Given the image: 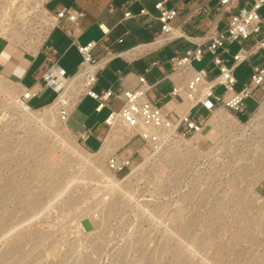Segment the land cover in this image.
<instances>
[{
	"label": "rangeland",
	"instance_id": "374dc122",
	"mask_svg": "<svg viewBox=\"0 0 264 264\" xmlns=\"http://www.w3.org/2000/svg\"><path fill=\"white\" fill-rule=\"evenodd\" d=\"M38 1L0 0V36L39 49L47 34ZM250 72L248 61L237 67L235 90ZM3 81L0 264H264V110L251 120L264 87L244 115L227 111L236 121L211 123V143L175 138L153 151L125 136L112 152L130 155L132 166L112 173V152L83 159L70 143L95 152L92 141L25 114L16 103L22 90ZM48 105L29 103L36 116Z\"/></svg>",
	"mask_w": 264,
	"mask_h": 264
},
{
	"label": "crops",
	"instance_id": "0c3cea01",
	"mask_svg": "<svg viewBox=\"0 0 264 264\" xmlns=\"http://www.w3.org/2000/svg\"><path fill=\"white\" fill-rule=\"evenodd\" d=\"M158 1L46 0L44 7L52 14L63 7L82 12V16L73 26V35L67 34L65 29L70 27V23L62 19L49 30L43 45L36 51L25 49L0 36V74L16 83L22 91L36 92L37 94L29 100L33 107L46 106L53 101L56 91L45 83V73L50 71L57 74L58 68L63 71L64 77L74 76L82 63V55L76 45L96 41L97 44L90 51L95 59L102 57L105 46L126 53L99 67L92 89L97 93L107 89L117 93L131 91L138 87L139 75L144 74L147 84L152 85L147 93L148 98L160 106L170 119L175 120L188 110L189 101L183 92L173 95L172 88L184 85L193 70L206 66L210 59L209 55H206L203 62L196 63L198 68L193 64L192 68L185 69L180 74L172 72L169 60L204 41L214 26L223 28L228 13L219 11L216 0H165L167 7H179V12L170 21L178 36L167 42L154 43L153 38L160 31L158 11L154 6ZM243 1L233 0V10ZM126 6L133 13L143 7L148 14L123 19ZM120 38L122 41L118 42ZM152 62L156 64L151 66L148 72H144ZM117 100L121 101L111 98L97 109L99 101L82 93L70 112L68 126L75 133L89 132L90 137L83 144L87 146L92 141L93 151L102 145L107 130L105 119L121 106L114 107ZM195 112L194 114L205 120L202 131L195 138L202 144L213 142L217 130L209 123V113L201 107Z\"/></svg>",
	"mask_w": 264,
	"mask_h": 264
},
{
	"label": "built area",
	"instance_id": "2783aa9c",
	"mask_svg": "<svg viewBox=\"0 0 264 264\" xmlns=\"http://www.w3.org/2000/svg\"><path fill=\"white\" fill-rule=\"evenodd\" d=\"M216 1L219 11L228 13L223 28L219 29L214 26L204 41L196 43L193 49L177 54L169 60L172 72L180 74L185 69L192 68L194 63L203 62L206 55H209L210 59V65L207 64L193 70L184 85H176L172 88L173 95L183 92L189 101L188 110L175 120L170 119L160 106L148 98L147 93L152 85L147 84L144 74L139 75V85L134 90H126L122 93L114 92L111 89L101 93L95 92L91 86L97 79L99 67L113 58L122 57L126 51H115L110 46H105L102 57L95 59L90 51L97 44L96 41H90L86 45H76L82 55V63L78 71L84 64L90 66V70L85 72L84 90L81 94L85 93L98 100L97 109H100L111 98L122 101L120 108L110 113L105 119L106 134L112 127L122 126L132 136L137 135L147 143L153 151H159L175 138L194 139L202 131L205 120L200 115L194 114L198 107L207 111L209 118L219 109V106L234 113L245 111V100L253 98L264 87V0H244L236 10H233L235 8L233 0ZM164 2L165 0H159L154 5L158 11L157 21L160 25L159 33L153 38L154 43L167 42L178 36L170 21L179 12V7H167ZM47 12L48 18L52 22L49 30L58 25L60 20L65 19L70 23V27L65 31L71 36L73 35V26L82 16L81 11L70 7H63L55 14L48 10ZM146 14L148 11L143 7L137 13H133L126 6L123 10V19ZM121 41L122 38L118 39V42ZM233 44L238 46L234 52L230 49ZM246 61L251 65L248 82L243 84L239 90H235L238 83L235 71L240 64ZM155 64L156 62H152L144 72H148ZM214 71L216 72L214 73ZM60 78L69 79L71 77H64L63 71L58 68L57 74L47 71L44 75L45 83L56 91L52 102L57 99L63 89V87L56 88ZM218 87H223L222 94L216 92ZM36 94L34 91L24 90L20 94V99L29 106V100ZM66 97L68 102L74 99L71 90L68 91ZM75 103L72 106L63 103L58 109L60 119L66 124ZM76 134L81 143L90 137V133L86 131ZM106 164L107 169L112 173L122 172L132 166V158L130 155L114 152L107 157ZM262 190L264 192V179Z\"/></svg>",
	"mask_w": 264,
	"mask_h": 264
},
{
	"label": "bare ground",
	"instance_id": "6f19581e",
	"mask_svg": "<svg viewBox=\"0 0 264 264\" xmlns=\"http://www.w3.org/2000/svg\"><path fill=\"white\" fill-rule=\"evenodd\" d=\"M45 1L46 0H39L38 4H37V8L39 11V16L42 19V22H44L43 25L46 26V29H44V31L47 34L49 31V28L51 27L52 22L49 20L48 12H47L46 8L44 7ZM0 30L2 32H4L5 28L3 25H0ZM11 34H12V37L14 39L20 37V34L16 31L12 32ZM44 37L45 36H41L40 39L37 41L38 42L37 44H39L40 41L42 40L41 38H44ZM36 50H37V48L35 47L33 51H36ZM87 70H90V66H88L87 64H84L82 66V68L70 79H60V82L57 84L56 88L59 89V88L63 87V89L60 91L57 99L54 102L50 103L43 110V112L37 116L35 115V113L37 112L38 109H36V110L32 109L30 106H28L26 103H24L20 99V97H17L18 99L16 100V103L25 114L32 116L35 119H38V121L40 120L41 122H44V121L48 122L49 124L52 125L53 129H55V130L58 129L59 124H62L66 127L65 121L61 120L59 117L58 109L60 108V106L63 103H66V104H69L70 106H72L76 102V98L84 90V76H85V72ZM3 78H5V77H3L0 74V89L1 88H5V89L7 88V85L4 83ZM70 90L74 92V96H73L74 99L71 102H68L66 95H67L68 91H70ZM222 109H224V108H222ZM222 109L220 111L217 110L212 115V117L209 119L210 124L213 121L222 122L224 124H229L231 121H236L235 119L231 118L230 114L228 113L229 112L228 110H226V109L222 110ZM263 110H264V101L261 102L258 110L251 117V120H254L255 118H257L258 113H261ZM125 136H127V137L131 136V133L127 129L123 128L122 126L112 127L111 130L103 138L102 145L97 151L90 152L89 149L87 150V148H84L83 146L79 145L76 140L71 141L70 148H72L83 159H89L92 156H96L99 154H108V153L112 152L113 150H115L117 147H119L123 143ZM106 171H108V170H106ZM109 180H110V183L116 184L115 183L116 180L113 177H109Z\"/></svg>",
	"mask_w": 264,
	"mask_h": 264
}]
</instances>
